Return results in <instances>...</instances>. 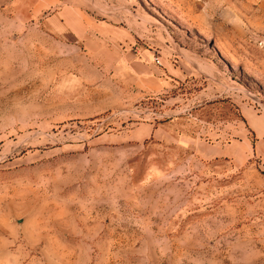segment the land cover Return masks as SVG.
<instances>
[{
	"label": "rangeland",
	"instance_id": "obj_1",
	"mask_svg": "<svg viewBox=\"0 0 264 264\" xmlns=\"http://www.w3.org/2000/svg\"><path fill=\"white\" fill-rule=\"evenodd\" d=\"M0 264H264V11L0 0Z\"/></svg>",
	"mask_w": 264,
	"mask_h": 264
},
{
	"label": "crops",
	"instance_id": "obj_2",
	"mask_svg": "<svg viewBox=\"0 0 264 264\" xmlns=\"http://www.w3.org/2000/svg\"><path fill=\"white\" fill-rule=\"evenodd\" d=\"M248 4H250V5H254V6H258L260 9H262L263 11H264V0H245ZM63 10H61L60 12H59V16L60 17H63V15L64 14H66V13H68V8H66V7H64V8H62ZM57 18H58V16H56ZM81 17H83V16H81ZM62 22V21H61ZM84 20L83 19H81L80 20V23H79V25H80V29H81V31L83 30V28H84ZM84 35H80L79 34V37H83ZM100 42V41H99ZM146 78H147V76L145 75H143V74H141L140 75V77H139V81H143L144 79L146 80ZM148 79V78H147ZM255 116V115H254ZM256 117V116H255ZM259 141V140H258Z\"/></svg>",
	"mask_w": 264,
	"mask_h": 264
}]
</instances>
